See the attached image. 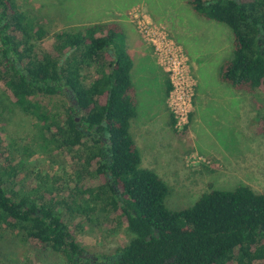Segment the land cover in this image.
<instances>
[{
  "label": "trees",
  "instance_id": "trees-1",
  "mask_svg": "<svg viewBox=\"0 0 264 264\" xmlns=\"http://www.w3.org/2000/svg\"><path fill=\"white\" fill-rule=\"evenodd\" d=\"M187 3L232 32L220 80L238 91L264 92V0ZM133 66L118 21L51 33L16 0H0L4 93L38 120L41 151L63 150L76 163L67 177L37 172L32 185L22 158L10 151L13 137L4 145L0 128V236L16 231L35 254L61 251L70 264H264V191L245 183L212 186L187 207H169L170 185L142 165L131 133L139 107ZM56 97L64 100L60 106ZM77 218L104 228L114 223L113 232L126 226L133 237L113 254L91 253L69 226Z\"/></svg>",
  "mask_w": 264,
  "mask_h": 264
},
{
  "label": "rangeland",
  "instance_id": "rangeland-1",
  "mask_svg": "<svg viewBox=\"0 0 264 264\" xmlns=\"http://www.w3.org/2000/svg\"><path fill=\"white\" fill-rule=\"evenodd\" d=\"M16 2L51 33L95 22L122 25L134 60L131 73L139 101L131 133L142 165L170 185V208L189 206L212 186L245 183L264 191V134L258 132L264 92L238 91L220 80V64L232 53V32L227 25L198 16L187 0ZM87 74L90 82L91 71ZM168 81L172 87L167 93ZM63 102L61 97L53 100L54 106ZM37 123L10 102L0 84L3 142L7 145V135L13 137L10 151L14 159L22 158L31 176L27 181L38 183L37 172L73 174L76 163L65 151H41ZM80 221L71 220L69 226L80 245L94 254H113L133 237L126 226L113 232L108 229L114 223L104 228L95 221ZM101 221L107 222L104 217ZM0 256L5 264H70L61 251L35 254L11 230L0 236Z\"/></svg>",
  "mask_w": 264,
  "mask_h": 264
}]
</instances>
